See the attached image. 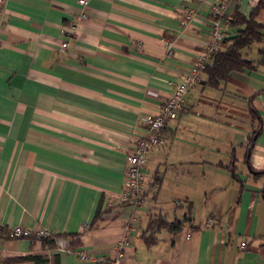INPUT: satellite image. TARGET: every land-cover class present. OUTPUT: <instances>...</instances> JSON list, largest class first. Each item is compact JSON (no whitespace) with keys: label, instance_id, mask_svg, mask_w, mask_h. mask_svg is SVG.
<instances>
[{"label":"crops","instance_id":"1","mask_svg":"<svg viewBox=\"0 0 264 264\" xmlns=\"http://www.w3.org/2000/svg\"><path fill=\"white\" fill-rule=\"evenodd\" d=\"M258 1L5 0L0 264L29 255L46 264H103L117 256L133 216L123 264H264V176L254 177L264 172V65L231 73L218 89L193 87L149 151L143 202L118 201L143 118L170 97L211 41V7H224L219 23L230 38L228 19L249 15ZM185 12L193 19L182 24ZM260 47L264 42L249 56ZM159 216L190 221L173 232H148ZM14 227L48 231L73 251L10 239Z\"/></svg>","mask_w":264,"mask_h":264},{"label":"built area","instance_id":"2","mask_svg":"<svg viewBox=\"0 0 264 264\" xmlns=\"http://www.w3.org/2000/svg\"><path fill=\"white\" fill-rule=\"evenodd\" d=\"M80 5H84L86 0H78ZM5 0H0V21L4 10ZM224 7L221 4H215L211 7V14L215 17L209 28L211 41L205 48L204 52L196 59L193 66L185 74L180 83L172 91L171 95L157 109L152 116L143 118L144 133L132 140L130 149L126 155V169L124 173V189L119 197V202L122 204L138 205L143 202L144 193V176L142 168L148 163V154L152 147L158 145L162 138L164 127L176 120L178 112L183 106L184 99L189 91L198 85L201 81V71L204 68L207 57L213 52L221 49L223 40L226 37L219 23L221 10ZM182 24L193 19L190 12H185L182 16ZM67 42L62 43L61 48L67 47ZM136 216H133L124 225V236L118 246V254L110 260H102L103 264H123V250L130 246V235L134 231V221ZM210 221H208V224ZM51 233L44 230L32 231L21 227H14L10 230L9 236L12 239H22L34 236L48 237ZM56 250L62 253H69L67 242L63 238H58L55 241ZM245 243L240 244V248L245 247ZM76 254L81 259H86L87 256L83 251H77Z\"/></svg>","mask_w":264,"mask_h":264},{"label":"trees","instance_id":"3","mask_svg":"<svg viewBox=\"0 0 264 264\" xmlns=\"http://www.w3.org/2000/svg\"><path fill=\"white\" fill-rule=\"evenodd\" d=\"M228 28L235 29L230 38L223 40L222 49L210 54L201 71V81L199 84L205 87L218 89L221 84L227 81L231 73H240L243 71H255L258 67L264 65V47L257 48L255 51L256 58L249 56L252 47L259 46L264 42V0H259L255 8L249 15L245 16L240 12H235L226 22ZM198 84V85H199ZM252 118H256V113L250 108ZM163 132V131H162ZM258 131L255 130L253 135L249 137L246 147L248 152L252 146ZM264 172H255L254 177H263ZM264 198V189L262 190ZM189 216L184 217L181 221L168 222L164 217H157L150 221L148 232H158L160 230L176 231L179 230L183 223L189 222ZM3 234V232L1 233ZM0 234V238L2 235ZM9 236V235H8ZM152 236L144 237L145 242L151 244ZM10 239H12L9 236ZM59 236L50 234L48 237L28 238L32 241L41 242L44 247L55 248V240ZM68 244V243H67ZM264 245V244H263ZM68 251L72 252L70 244L67 245ZM24 262H33L34 264H46V260L37 255H29L25 257L10 258L3 261L4 264H16Z\"/></svg>","mask_w":264,"mask_h":264}]
</instances>
